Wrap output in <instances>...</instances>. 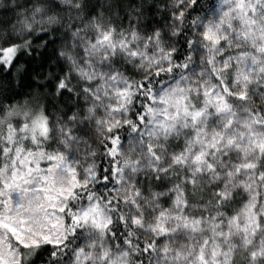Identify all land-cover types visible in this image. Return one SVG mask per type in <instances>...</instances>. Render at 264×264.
<instances>
[{
    "label": "snow or ice",
    "instance_id": "obj_1",
    "mask_svg": "<svg viewBox=\"0 0 264 264\" xmlns=\"http://www.w3.org/2000/svg\"><path fill=\"white\" fill-rule=\"evenodd\" d=\"M0 264H264V0H0Z\"/></svg>",
    "mask_w": 264,
    "mask_h": 264
}]
</instances>
